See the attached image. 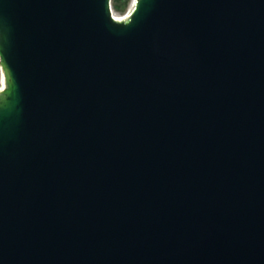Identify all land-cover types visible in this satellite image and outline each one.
Segmentation results:
<instances>
[{
	"label": "water",
	"instance_id": "1",
	"mask_svg": "<svg viewBox=\"0 0 264 264\" xmlns=\"http://www.w3.org/2000/svg\"><path fill=\"white\" fill-rule=\"evenodd\" d=\"M0 0V264H264V0Z\"/></svg>",
	"mask_w": 264,
	"mask_h": 264
},
{
	"label": "trees",
	"instance_id": "2",
	"mask_svg": "<svg viewBox=\"0 0 264 264\" xmlns=\"http://www.w3.org/2000/svg\"><path fill=\"white\" fill-rule=\"evenodd\" d=\"M130 0H112L113 8L118 12H125L129 6Z\"/></svg>",
	"mask_w": 264,
	"mask_h": 264
},
{
	"label": "rangeland",
	"instance_id": "3",
	"mask_svg": "<svg viewBox=\"0 0 264 264\" xmlns=\"http://www.w3.org/2000/svg\"><path fill=\"white\" fill-rule=\"evenodd\" d=\"M132 2H133V0H130V3H129V6H128L127 10H126L125 12H123V13L118 12V11H116V10L113 8V14H114L115 16H117V17H124V16L129 12V10H130V8H131V5H132ZM1 82H2V71H1V67H0V89H1Z\"/></svg>",
	"mask_w": 264,
	"mask_h": 264
},
{
	"label": "bare ground",
	"instance_id": "4",
	"mask_svg": "<svg viewBox=\"0 0 264 264\" xmlns=\"http://www.w3.org/2000/svg\"><path fill=\"white\" fill-rule=\"evenodd\" d=\"M132 6H133V4L131 5V8H132ZM131 8H130V9H131ZM116 17H117V16H116ZM117 18H121V17H117Z\"/></svg>",
	"mask_w": 264,
	"mask_h": 264
}]
</instances>
